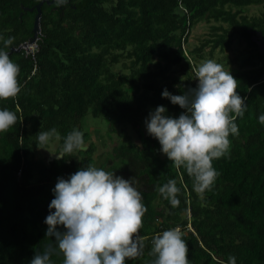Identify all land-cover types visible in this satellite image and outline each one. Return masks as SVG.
Listing matches in <instances>:
<instances>
[{
  "label": "trees",
  "instance_id": "16d2710c",
  "mask_svg": "<svg viewBox=\"0 0 264 264\" xmlns=\"http://www.w3.org/2000/svg\"><path fill=\"white\" fill-rule=\"evenodd\" d=\"M40 1L0 0V33L15 37L8 50L32 36L35 11L23 7ZM257 5L263 7L259 16L243 14ZM200 22L218 25L199 46L185 49ZM39 28L33 60L22 50L10 54L20 65V92L0 98V107L18 115L0 132V264H29L43 250L50 241L45 218L57 178L90 164L133 178L143 193L147 210L139 234L145 248L126 264H149L154 235L177 225L191 264H223L230 254L237 264H264V124L258 119L264 112V54L249 31L264 36V0H70L63 11L44 2ZM235 39L244 49L225 61L247 108L237 117L239 134H230V154L213 160L219 173L214 185L200 193L186 168L171 162L142 124L161 104L179 116L184 109L162 96L164 88L181 94L196 87L191 56L202 59L205 48L210 56L230 52ZM87 116L102 118L109 132L130 129L137 142L122 132L110 151L95 154L83 126ZM52 127L59 136L39 145V130ZM75 127L84 133L85 150L59 159L42 156L52 144L58 152ZM169 179L182 189L177 206L158 191ZM52 259L61 264L63 256Z\"/></svg>",
  "mask_w": 264,
  "mask_h": 264
},
{
  "label": "clouds",
  "instance_id": "9594fccd",
  "mask_svg": "<svg viewBox=\"0 0 264 264\" xmlns=\"http://www.w3.org/2000/svg\"><path fill=\"white\" fill-rule=\"evenodd\" d=\"M53 3L66 6L69 0ZM14 39L0 33V98L15 97L21 90L20 65L8 50ZM194 71L196 87L181 94L167 87L162 91L163 97L184 111L179 116L169 115L161 104L149 112L145 124L159 140L161 151L176 166H184L193 178V188L203 193L219 175L213 160L230 154V134H239L237 117L244 115L247 103L237 91L238 79L222 63L208 58ZM258 119L264 124V112ZM17 120L15 111L0 107V132ZM58 136L56 127L39 130L38 144L47 145ZM86 148L83 131L75 127L53 154L58 159L65 158L66 154ZM158 191L172 205L180 204L178 194L182 189L175 179L159 186ZM52 192L45 218L50 241L42 251L35 252L29 264H55L53 254L63 256L61 264H126V258L143 254L144 237L139 230L147 208L133 178L90 164L67 177H58ZM184 235L179 225L157 232L152 239L154 259L149 264H191ZM223 264H237V257L230 254Z\"/></svg>",
  "mask_w": 264,
  "mask_h": 264
},
{
  "label": "rangeland",
  "instance_id": "374dc122",
  "mask_svg": "<svg viewBox=\"0 0 264 264\" xmlns=\"http://www.w3.org/2000/svg\"><path fill=\"white\" fill-rule=\"evenodd\" d=\"M263 10L262 5H257V6H248L243 8V14L251 17V16H259ZM218 25V23H205V22H200L194 25L189 33V36L187 38L186 43H184V47L187 50H192L195 47L199 46L200 43L202 42L203 39L207 38L209 32H210V27ZM244 49V43H239L236 39L232 42V48L230 52H225L221 53L220 51L216 50L212 56L208 54L209 49L205 48L203 52V58L202 59H197L196 57H192L189 59L190 63L193 64L195 67H197L201 62H203L205 59L208 58H213L217 60L218 62L222 63L225 68H228L229 65L225 59H231L235 55H238L239 52L243 51ZM190 57V56H189ZM113 70H120L119 66H114ZM153 109H150V111ZM170 115V114H169ZM148 117V116H147ZM146 118V117H145ZM145 118L143 120L142 124V130L144 133H149L146 128L145 124ZM84 129L89 132L91 140L93 144L96 146V153H103L110 151V149L118 142L121 140L122 132L126 133L127 135L130 136V138L134 141H136V135L134 134L133 131L130 129H125V131L120 130L117 126H115L116 130L115 132H109V128L106 124V122L102 118H92L91 116H87L84 119L83 123ZM56 150V145L52 144L49 146L48 149L42 151V156L46 157H54V154Z\"/></svg>",
  "mask_w": 264,
  "mask_h": 264
},
{
  "label": "water",
  "instance_id": "95a60500",
  "mask_svg": "<svg viewBox=\"0 0 264 264\" xmlns=\"http://www.w3.org/2000/svg\"><path fill=\"white\" fill-rule=\"evenodd\" d=\"M46 3L47 5L51 4L53 2V0H42L40 1L38 4H36L34 7L32 8H24L23 7V11L25 12H32L35 11V15L33 18V26H32V36L26 41L27 44H32L37 36V32L39 30V20H40V16H41V6L43 3ZM255 33H253L254 35ZM257 36L256 34L254 35V37ZM257 47L259 52H264V42H257ZM19 48L15 49V48H10L9 52L10 54L13 52H18ZM262 78L264 79V74L262 76Z\"/></svg>",
  "mask_w": 264,
  "mask_h": 264
},
{
  "label": "built area",
  "instance_id": "2783aa9c",
  "mask_svg": "<svg viewBox=\"0 0 264 264\" xmlns=\"http://www.w3.org/2000/svg\"><path fill=\"white\" fill-rule=\"evenodd\" d=\"M180 8L182 9L183 12H185V10L181 6ZM40 39H41V32L39 28L35 41L32 44H27L26 42L20 44L19 50H22L25 56H29L33 60L35 53H37L38 51V41H40ZM193 72L195 75L194 83H195V86H197L198 78L196 77L194 70ZM187 230H191L190 225H187Z\"/></svg>",
  "mask_w": 264,
  "mask_h": 264
},
{
  "label": "flooded vegetation",
  "instance_id": "af4514ba",
  "mask_svg": "<svg viewBox=\"0 0 264 264\" xmlns=\"http://www.w3.org/2000/svg\"><path fill=\"white\" fill-rule=\"evenodd\" d=\"M51 1V0H50ZM69 3H70V0H69ZM51 7H52V10H56V9H60V10H64L68 5L66 6H58L56 5L55 3H51L49 4ZM41 17V16H40ZM40 21V20H39ZM250 32H253L255 33L257 36L254 37V35L252 36V40L254 41V44L257 45V42H264V36L261 34L260 31H255V30H249ZM259 51V50H258ZM261 55L264 54V52H259Z\"/></svg>",
  "mask_w": 264,
  "mask_h": 264
}]
</instances>
